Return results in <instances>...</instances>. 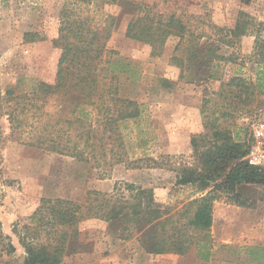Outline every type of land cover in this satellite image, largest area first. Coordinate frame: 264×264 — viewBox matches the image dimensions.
<instances>
[{"label": "rangeland", "instance_id": "374dc122", "mask_svg": "<svg viewBox=\"0 0 264 264\" xmlns=\"http://www.w3.org/2000/svg\"><path fill=\"white\" fill-rule=\"evenodd\" d=\"M110 1L94 0L92 6L76 4L72 8L79 16L90 14L99 29L106 24V16H114L107 42L109 56L132 62L137 73L135 81L120 80V95L143 106L137 122H128L122 129L128 159L149 157L160 162L159 157L166 156L168 165L174 166L177 158L192 165L190 138L208 133L214 120L233 141L249 147L254 128L264 122V81H256L258 67L250 61L255 40L264 37V0H116L119 5ZM65 2L0 0L2 89L13 87L19 79L24 91L36 82L53 81L59 50L51 41L58 35L60 11L71 9ZM129 2L134 8L127 6ZM144 15L148 19L142 23L152 24L173 16L185 26L190 39L186 35L182 45L175 34L166 36L162 44L127 38L129 22ZM35 32L40 34L37 39L25 37ZM194 38L199 45L217 46L220 54L232 60L215 62L214 79L189 83L194 70L187 57L183 58V71L172 62L174 57L187 56L189 41ZM232 78H242L255 87L241 90L229 84ZM204 122H210L207 128ZM8 134L9 125L1 118L0 264H24L26 252L20 240L29 235L26 228L35 225L31 217L41 199L83 203L87 192L111 193L117 183L119 195L127 198L124 184L128 183L152 189L155 200L174 214L206 192H198L192 185H175V173L168 167L133 170L127 163L114 164L109 154L100 163L87 164L13 142ZM236 190L247 205H234L223 193L213 204L208 233L211 262H202L194 245L184 255L152 256L140 247L137 235L119 239L108 234L102 221L89 219L82 222L75 251L68 252L62 264H246V248L264 249V184ZM183 222L186 220L180 224ZM187 232L193 242L203 238L201 233Z\"/></svg>", "mask_w": 264, "mask_h": 264}, {"label": "trees", "instance_id": "16d2710c", "mask_svg": "<svg viewBox=\"0 0 264 264\" xmlns=\"http://www.w3.org/2000/svg\"><path fill=\"white\" fill-rule=\"evenodd\" d=\"M93 1L66 0L71 9L60 11L58 35L51 41L53 48L59 50L51 83L36 82L24 91L20 88L21 79L13 87L3 89L0 81V119L5 118L9 125L7 138L87 164L100 163L109 154L114 164L127 163L133 170L168 167L175 173V185H192L198 192H206L189 203L193 210L184 206L174 214L155 200L152 189L128 183L124 184L129 192L127 198L122 193L119 195L117 183L111 193L87 192L83 203L41 199L31 217L35 225L26 228L30 233L20 240L26 252L24 264H62L63 257L75 251L83 231L82 222L89 219L102 221L108 234L119 239L137 235L140 247L152 256L169 252L184 255L194 245L198 258L208 263L213 254L208 233L214 202L223 193L232 204L247 205L236 189L264 184V169L251 167L244 161L248 145L233 141L229 132L215 124L216 120L208 133L191 136L192 165L184 164L182 158H177L174 166L168 165L166 156H160V162L149 157L128 159L122 129L128 122H137L143 106L120 95V80L135 81L137 73L131 68L132 62L109 56L112 53L107 42L114 16H106L107 25L99 29L90 14L79 16L72 8L76 4L89 7ZM127 6L134 8L131 2ZM143 19H148L147 15L129 22L127 38L162 44L166 36L175 34L182 45L186 35L190 39L185 26L173 16L155 24L142 23ZM25 37L35 40L40 34L28 33ZM189 42L187 56L172 58L183 71V58L187 57L194 70L189 74V83L214 79L215 62L231 60L220 54L217 46L199 45L197 38ZM250 59L258 67L256 81L263 82L264 37L255 40ZM229 84L246 91L255 87L242 78H232ZM208 123L204 122L203 126L207 128ZM181 220L186 222L180 224ZM187 230L203 234L202 240L193 242ZM246 249L249 250L246 264H258L256 259L264 264V249Z\"/></svg>", "mask_w": 264, "mask_h": 264}, {"label": "built area", "instance_id": "2783aa9c", "mask_svg": "<svg viewBox=\"0 0 264 264\" xmlns=\"http://www.w3.org/2000/svg\"><path fill=\"white\" fill-rule=\"evenodd\" d=\"M244 160L251 167L264 169V122L254 128Z\"/></svg>", "mask_w": 264, "mask_h": 264}, {"label": "crops", "instance_id": "0c3cea01", "mask_svg": "<svg viewBox=\"0 0 264 264\" xmlns=\"http://www.w3.org/2000/svg\"><path fill=\"white\" fill-rule=\"evenodd\" d=\"M155 173L156 172H154L153 170H151V175H155ZM213 213V212H212ZM212 222H213V219H212ZM157 256H159V255H157ZM212 258H213V256H212ZM211 262V261H210Z\"/></svg>", "mask_w": 264, "mask_h": 264}]
</instances>
